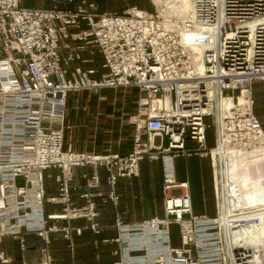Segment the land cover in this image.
Wrapping results in <instances>:
<instances>
[{
	"label": "built area",
	"instance_id": "2783aa9c",
	"mask_svg": "<svg viewBox=\"0 0 264 264\" xmlns=\"http://www.w3.org/2000/svg\"><path fill=\"white\" fill-rule=\"evenodd\" d=\"M51 1L52 8L38 9L22 0H0L1 44L13 65L0 77V238L22 240L33 233L49 242L53 232L66 239L84 229L100 234L97 199L117 205L119 181L138 177L144 160L161 159L165 215L137 224L118 215L119 235L112 241L120 246L116 264H264L258 218L264 204L231 199L222 211L216 194L215 215H195L190 187L178 182L175 167L176 159L193 152L189 141L211 155L209 121L214 126L218 121L220 137L230 146L263 133L252 84L264 82V0H190L191 16L176 29L167 27L157 10L132 6L121 14H96L91 0ZM195 46L203 47L199 59L191 52ZM76 62L90 66L70 68ZM120 88L139 94L130 117L132 151L65 148L63 129L52 123L64 121L68 95ZM79 168L92 169V175H82L85 186H72ZM51 169L59 171V194L46 198L44 173ZM101 169L107 172L106 194L99 191ZM72 191L82 205L73 203ZM45 202L61 205L63 212L47 213ZM79 219L88 225H58ZM173 226L179 228L177 247ZM50 262L47 256L44 264Z\"/></svg>",
	"mask_w": 264,
	"mask_h": 264
},
{
	"label": "crops",
	"instance_id": "0c3cea01",
	"mask_svg": "<svg viewBox=\"0 0 264 264\" xmlns=\"http://www.w3.org/2000/svg\"><path fill=\"white\" fill-rule=\"evenodd\" d=\"M22 1H23V6L28 8L49 9L53 7V3L51 0H44L40 2L36 0H22ZM62 7L65 8L72 6L64 5ZM117 11L119 10L113 11V13L115 12L117 13ZM94 12L96 14H102L104 11L100 9V7L97 4V8L94 10ZM96 57L98 58L97 63L101 64L102 63L101 56L97 55ZM79 66L89 67L90 65H85L76 62L71 64L70 68L74 69ZM10 69L11 70L13 69V65L10 63L9 59L7 57L0 59V77H2L1 72L4 71L10 72ZM8 81H13V79L11 77H8ZM256 82L253 83V86L256 84ZM107 90L130 91L132 93H135L137 95V100L135 102V111H136V105L139 94L138 91L134 88L99 89L95 91L70 93L68 95V109L72 100L75 99V97L79 98L80 94L101 92ZM256 116L258 117L259 120L261 119V121L259 122L264 127V118H262L261 114H256ZM126 124L131 125L133 129L131 136L133 142L134 125H132L130 119ZM65 142L66 140L64 141V144ZM195 145L196 144L191 141L187 143V146L190 148H192L193 146L195 147ZM132 146L133 144L129 147L128 150L123 149L121 151L119 150L109 153H118L121 155H127L132 151L133 148ZM65 147L67 148L66 144ZM76 151L87 152V151H79V150ZM187 162L191 163L190 160L184 161V158H178L175 160L176 178L178 182L187 181L189 183V187H190L189 192L192 200L193 213L195 215H214L215 213L214 210L211 211L197 210V202L199 198H202L203 202H205L207 200L206 199L207 197L205 192H203V190L199 188V185L194 183L195 180L196 181L198 180L196 178L193 179V177H190V172H188L189 176H185L183 167H185V163ZM157 164H159L160 166L161 188L163 192L164 180H163L162 164L159 161L153 162L150 160H144L140 165L139 177L121 179L119 181L117 186V193L120 197V201L117 205L113 204L112 202L102 205L100 203V200L97 199V202L99 204V211L101 213L99 222L102 226V232L100 235L96 236L91 230L85 229L81 236H78L75 232H73V236L70 242L63 237L62 233H50L49 244H46V242L43 239H41L40 237H38L36 234L33 233L24 234L22 240L20 238H15L12 236H3L2 238H0V254L3 255L6 261H0V264H44V262L46 261L45 251H48L52 258V262L49 264H116L120 262L121 256L116 254V251L120 249V246L117 243L112 242L113 240L117 239L119 235L118 230L115 227L116 216L119 215L127 224H137L147 221L153 217H163L165 215L164 208L160 209V214H158V212L154 210V206H153L154 204L152 202L154 198V193H153L154 190L150 188L152 185H150L151 181L149 179L153 177L154 170ZM51 171H55L56 174L55 175L49 174L48 178L51 180L53 179L54 181L47 182L46 179L47 176H45L44 178L46 198L57 196L59 191L55 179V177L59 174V171L55 169H51ZM92 172L93 171L90 168L75 169L74 170L75 183L76 184L83 183L84 181L82 175L84 173H88L89 176H91ZM106 178H107V172L105 171V169H101L99 191L105 194L108 193L109 191ZM215 189H216V185H215ZM216 194H217V189H216ZM71 198L73 203L77 205H81L83 203L79 199L78 194L75 191H72ZM45 210L47 213H51V212L62 213L63 207L61 205H52L48 202H45ZM65 225H66L65 222L60 223V226H65ZM70 225L73 228H80V227L82 228V227H86L87 221L84 219L73 220L70 223ZM107 240L111 242H105Z\"/></svg>",
	"mask_w": 264,
	"mask_h": 264
},
{
	"label": "rangeland",
	"instance_id": "374dc122",
	"mask_svg": "<svg viewBox=\"0 0 264 264\" xmlns=\"http://www.w3.org/2000/svg\"><path fill=\"white\" fill-rule=\"evenodd\" d=\"M36 1L40 2L44 0H36ZM91 1H93L95 4L97 3L100 9L104 11L103 13H113V11L119 10L117 11V13L115 12V14H121L125 9L132 6H135L144 11L155 13L156 10L159 11L158 5L163 4V7H167V5L170 4V2H172L173 0H91ZM166 13L165 16H167ZM1 42L2 41L0 37V59H3L5 58V51L2 48ZM12 51L15 55H18V49L16 46L12 48ZM97 62H98V58H97ZM252 90L255 100V114H261L262 118H264V82H260V81L256 82ZM136 100H137V95L130 91L107 90L101 92L80 94L79 98L75 97V99H73L72 102L70 103L69 109H67L68 113H66V117L64 121L62 123H60V121H54L52 125L55 128L63 129L64 139L66 140L65 144L68 149L72 148L74 149V151L79 150V151H87L89 153H95V154H101V153L103 154V153L115 152L119 150L121 151L123 149L128 150L129 147L133 144L131 138L133 129L131 125L126 123L135 112ZM209 126L211 127L208 132V141L206 143V146L209 148V150H211L214 149L215 147L216 131L213 126V121H209ZM187 148L188 150L193 152L184 157H180V158H184V161L187 160L191 161V163L188 162L185 163V167H183L184 174L185 176H189L188 172H190V177H193V179L196 178L198 180V181L195 180L194 183L199 185V188L203 190V192H205L207 197L206 198L207 200L205 201L206 203L203 202L202 198H199L197 202V210L198 211L214 210L216 213L217 196L219 200L218 189H217L218 186L217 180L219 173H216L215 170L216 163L214 162V157L211 156L210 154L202 155L203 153L198 151L199 148L197 145H195V147L193 146L192 148L187 146ZM257 158L258 159L256 164L255 163L252 164V166L257 167L256 170L257 172L253 174V180L255 183L261 182L262 185L260 186H262L263 188L260 192H264V182H263L264 147L259 144L257 147ZM157 161H159L163 167V161L159 159L153 162H157ZM189 164H191L192 166ZM49 174L55 175L56 172L49 170L45 173V176H47L46 177L47 182H53L54 181L53 179L51 180L48 178ZM149 180L151 181L150 185H152L150 188L154 190L153 191L154 198L152 200L154 204L153 205L154 210L158 212V214H160V209L164 208L163 206L165 203L166 194L164 190L162 192V188H161V176H160L159 164H157L154 170L153 177L150 178ZM163 180H164V173H163ZM83 181H84L83 183L76 184L74 179L72 186H78V185L85 186L86 180ZM215 182L217 183V185ZM57 185L59 188L58 183ZM215 185L217 189V196H216ZM263 195L264 194H261L260 199H262ZM208 216H213V215H208ZM61 222H65V221H61ZM61 222L58 223L60 229H63L66 226L71 227L70 223L72 221H70V223L65 222L66 223L65 226H60ZM116 223H117V219H115V227H116ZM50 224H52V222H50ZM260 229L264 234V228L263 229L260 228ZM58 233H62V232H58ZM100 234H95V235L98 236ZM66 240L71 242V239H66ZM46 244H49V242H46ZM172 244L173 246H179L180 244L178 226H173L172 228ZM45 255H46V259L47 256H49L50 261L52 262L51 255L48 251H45ZM3 259L5 258L3 257Z\"/></svg>",
	"mask_w": 264,
	"mask_h": 264
},
{
	"label": "bare ground",
	"instance_id": "6f19581e",
	"mask_svg": "<svg viewBox=\"0 0 264 264\" xmlns=\"http://www.w3.org/2000/svg\"><path fill=\"white\" fill-rule=\"evenodd\" d=\"M167 7H163V4L158 5V9H159L158 12L160 16L163 18L164 23L167 27H172L176 29V26L181 21H183L184 19L186 20V18L191 16L192 6L190 0H185V1L173 0L172 2H170V4L167 5ZM165 13L168 17L165 16ZM181 34L183 35V33ZM192 35L193 34H188L187 38ZM192 38L193 37H190V39ZM191 52L193 54H196L197 56L196 58L199 59L203 53V47L195 46L191 50ZM252 96H253L252 100L253 102H255L253 90H252ZM241 101L242 103H246L245 99L244 101L243 99H241ZM225 107L226 105H223V108ZM253 108L255 113V104L253 105ZM221 115L224 114L221 112ZM217 125H218V121H217ZM217 125L216 126L213 125L216 131L215 136L217 137V144L215 145L214 149L209 150V152L214 157V162L216 163L215 165L216 173H219L217 180L218 183L217 189L219 195L220 208L222 210H225V208H227L226 202L230 201L231 199H239L241 202L244 203L250 202V203L264 204V195L262 199H260L261 194H264V192H260L263 188L262 186H260L262 184L261 182L255 183L253 180V174L257 172L256 171L257 167L252 166L253 163L256 164L258 159L257 158L258 144L264 147L263 126L260 123L263 133L258 138L256 139L237 138L236 142H234L233 145L230 146L226 144V140L223 141L222 138L220 137V129ZM251 149L255 150L256 152L255 151L252 152ZM188 187H189V183H188ZM258 218L262 223L261 228L263 229L264 212L260 213Z\"/></svg>",
	"mask_w": 264,
	"mask_h": 264
}]
</instances>
